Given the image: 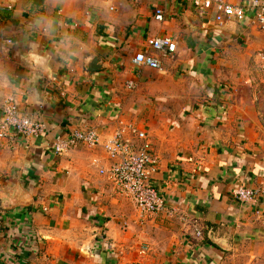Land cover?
Returning <instances> with one entry per match:
<instances>
[{"label":"crops","instance_id":"0c3cea01","mask_svg":"<svg viewBox=\"0 0 264 264\" xmlns=\"http://www.w3.org/2000/svg\"><path fill=\"white\" fill-rule=\"evenodd\" d=\"M163 36L176 49L159 69L132 64ZM260 50L248 23L217 27L192 0H0V121L13 96L47 127L0 141V264H264V223L231 194L264 179ZM119 120L147 132L174 216L119 193L93 164H110L101 146L52 151Z\"/></svg>","mask_w":264,"mask_h":264},{"label":"built area","instance_id":"2783aa9c","mask_svg":"<svg viewBox=\"0 0 264 264\" xmlns=\"http://www.w3.org/2000/svg\"><path fill=\"white\" fill-rule=\"evenodd\" d=\"M192 1L200 14L214 12L217 27L232 21L245 22L264 37V0H247L244 4H233L227 0ZM162 14L161 9H156L155 19L161 21ZM5 41L11 43L9 39ZM175 49L176 43L170 37L150 38L146 50L135 54L132 64L159 69L161 60L157 54L172 55ZM257 58L264 73V50L257 52ZM127 85L130 88L132 83L128 82ZM2 110L4 115L0 121V141L4 140L15 146L20 137L35 138L46 134L45 124L20 110L13 96L4 100ZM118 123L119 126L105 141L93 129H74L65 139L55 138L52 142V151L63 154L79 145L101 146L110 164L108 167H102L97 160H93V164L119 193L131 199L142 215L163 213L166 216H174L176 208L166 205L159 190L150 184L157 160L152 154V144L147 132L139 129L133 122L119 120ZM231 194L240 204L252 206L255 217L264 223V209L259 206L260 201L264 200V179L253 187L240 185L233 189ZM2 209L0 204V232L3 222ZM195 234L200 235V232L195 231Z\"/></svg>","mask_w":264,"mask_h":264},{"label":"rangeland","instance_id":"374dc122","mask_svg":"<svg viewBox=\"0 0 264 264\" xmlns=\"http://www.w3.org/2000/svg\"><path fill=\"white\" fill-rule=\"evenodd\" d=\"M259 78L262 80H257V85H256V93H260V94H264V73L262 72V70H259Z\"/></svg>","mask_w":264,"mask_h":264},{"label":"clouds","instance_id":"9594fccd","mask_svg":"<svg viewBox=\"0 0 264 264\" xmlns=\"http://www.w3.org/2000/svg\"><path fill=\"white\" fill-rule=\"evenodd\" d=\"M69 55H72L71 53H69Z\"/></svg>","mask_w":264,"mask_h":264},{"label":"water","instance_id":"95a60500","mask_svg":"<svg viewBox=\"0 0 264 264\" xmlns=\"http://www.w3.org/2000/svg\"><path fill=\"white\" fill-rule=\"evenodd\" d=\"M2 206V205H1ZM3 207V206H2Z\"/></svg>","mask_w":264,"mask_h":264}]
</instances>
